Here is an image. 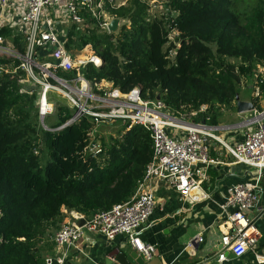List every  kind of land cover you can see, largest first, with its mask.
<instances>
[{
  "label": "trees",
  "instance_id": "16d2710c",
  "mask_svg": "<svg viewBox=\"0 0 264 264\" xmlns=\"http://www.w3.org/2000/svg\"><path fill=\"white\" fill-rule=\"evenodd\" d=\"M162 5V14L153 16L142 0L120 7L106 0L105 12L125 22L116 41L113 33L99 31L103 18L81 11L93 28L71 25L66 47L80 51L91 45L103 62L100 68L88 65L84 77L106 81L123 93L139 87L144 98H160L174 114L232 107L243 84L255 80L260 95L253 103L262 112L264 0H165ZM14 33L11 27L0 30L23 52L21 37ZM173 33L177 36L170 41ZM0 64L20 66L8 59ZM24 77L22 71L0 77V264H46L50 227L64 211L88 219L128 202L153 158L151 134L143 127H125L118 138L100 145L97 158L87 151L89 134L96 129L91 118L61 131L39 132L33 118L38 109L30 94H22ZM57 98L50 94V101H58V125L52 129L76 113ZM41 141L52 158L44 168Z\"/></svg>",
  "mask_w": 264,
  "mask_h": 264
},
{
  "label": "built area",
  "instance_id": "2783aa9c",
  "mask_svg": "<svg viewBox=\"0 0 264 264\" xmlns=\"http://www.w3.org/2000/svg\"><path fill=\"white\" fill-rule=\"evenodd\" d=\"M110 3L114 6L113 0ZM105 6V0H0V30L12 27L22 36L24 44L21 52L14 43L0 35V59L20 62L17 68L0 64V77L14 76L22 71L28 78L27 82L35 83L40 89L38 110L42 123L55 113L50 94H63L76 107V113L69 122L56 129L44 126L46 131H61L88 117L95 128L116 122H121L126 130L143 127L150 132L152 139L153 158L136 194L110 211L83 220V225L64 224L53 237L54 245L62 253L46 258V264H66L71 250L77 249L79 242L89 233L100 234L109 242L125 235L136 253L145 261L153 260L156 247L141 239V235L150 228V219L157 207L152 185L164 181L179 193L181 200L194 199L208 179L210 167L218 164L210 155L212 141L221 144L237 163L255 169L258 179L254 185L237 184L228 190L221 206L227 231L219 239L217 261L222 264L230 254L241 258L251 252L258 264H264V256L255 250L262 235L254 219L248 216L249 211L257 208L260 181L264 175V116L261 112L256 113L252 120L256 128L246 133L243 142L230 145L223 142L216 129L207 122L183 123L172 116L161 99L144 98L139 87L123 93L112 85L104 88L88 81L82 71L91 64L101 67V58L93 51L83 56L69 51L67 37L58 34L57 20L61 24L64 20L67 23L66 19L70 17V24L80 28L85 23L79 15L81 11L88 10L95 18L101 19ZM5 19L10 22H5ZM113 20H105L101 26L110 32ZM176 36V33L170 34L169 40L174 41ZM73 72L77 75L74 78L59 76V73ZM20 83L23 84L24 80ZM22 94L25 93L22 91ZM170 129L185 131L187 136L172 137L168 133ZM87 151L95 158L101 154L96 141H89ZM204 243L205 236L200 234L187 247L197 250Z\"/></svg>",
  "mask_w": 264,
  "mask_h": 264
},
{
  "label": "crops",
  "instance_id": "0c3cea01",
  "mask_svg": "<svg viewBox=\"0 0 264 264\" xmlns=\"http://www.w3.org/2000/svg\"><path fill=\"white\" fill-rule=\"evenodd\" d=\"M100 85L104 88L110 86L106 82ZM259 95L260 87L252 80L243 84L239 97L240 101L254 105L253 98H258ZM258 104L264 111V98L260 99ZM207 112L208 106L191 113H170L185 124L207 122L210 127L216 129L217 136L230 145L243 142L246 133L256 128L252 120L256 113H259L255 107L253 112L240 114L236 101L232 107L217 106L210 113ZM208 119L210 120L206 121ZM168 133L177 138L187 136V132L174 129L168 130ZM210 155L218 164L210 167L208 179L194 199L181 200L179 193L164 181L153 183L157 207L150 219V228L141 235V239L146 244L154 245L156 252L151 261H145L137 253L142 257L143 264H221L217 261L218 242L221 235L227 231L221 206L225 203L230 188L237 184L254 185L258 179L255 169L237 163L226 149L215 141L211 142ZM259 193L257 208L249 211L248 216L254 219L261 232L262 238L255 250L264 256V175L260 181ZM83 220L86 218L79 213L64 211L62 218L50 227L49 240L46 239L48 247L44 251L45 258L56 257L62 253L61 249L54 245L55 233L64 224L80 225ZM200 234L205 236L202 247L197 250L188 248L187 244ZM133 253L136 252L125 235L109 242L100 234L89 233L79 242L77 249L71 250L66 264H132L127 262V258ZM222 264L258 263L254 254L248 252L241 258L230 254L228 260Z\"/></svg>",
  "mask_w": 264,
  "mask_h": 264
},
{
  "label": "rangeland",
  "instance_id": "374dc122",
  "mask_svg": "<svg viewBox=\"0 0 264 264\" xmlns=\"http://www.w3.org/2000/svg\"><path fill=\"white\" fill-rule=\"evenodd\" d=\"M130 0H113V3H114V7H120V6H124L126 5ZM165 0H142L143 3H145L146 5L149 6V9H150V14L151 15H158V14H162V4ZM105 4H106V0H105ZM103 20L101 22V24L106 20V21H110L112 20L113 18L107 14L105 12V14L102 15ZM59 22V25H58V34L62 37H67L68 35V28L70 26V22H71V18H67V23L64 22V23H60V20H57ZM5 22H10V21H7L5 19ZM6 24H9V23H6ZM101 24L99 25V28H100V32L101 33H105V29L103 27H101ZM125 24L124 21H119V24L117 26V29L115 32H113V35H114V41L117 40L118 36H119V33H120V30L122 28V26ZM82 27V30H87L86 28H93V26L89 23H85L84 25L81 26ZM9 40H12V38H9ZM72 52L77 54V55H80V56H83V55H89L90 52H92L91 49H87V46L83 49V51H78L76 49H72ZM12 66V65H11ZM28 81V78L27 76L25 75L24 77V83L25 84L23 86V92L26 93V94H30L31 98H33V102H34V109L35 111L38 109V98L39 97H36V95H33V94H37L39 95L40 94V89L35 85V83L33 82H27ZM33 90L31 93L29 91ZM33 95V96H32ZM53 95H56L58 96L59 99H61L62 101L65 102V104H68L70 106L71 109H74L76 111V107L72 105V103L70 102V100L63 94H59V93H53ZM57 98V99H58ZM54 102V107L56 106V103L58 101H55V99L53 100ZM33 115V113H32ZM39 110H38V114H37V111L36 113H34L33 115V118L35 119V122H36V125H37V130L39 132H41V129L42 130H45L46 129L44 128V126L48 127V128H52L53 126H56L58 125V115L56 113V109H55V113L48 117L47 120L42 123V121L40 120L39 118ZM35 125V124H34ZM125 128V126L121 123V122H116L114 124H111V125H99L96 127V129L94 131H92L90 134H89V137H88V141H96L98 145H102L103 143H108L111 141V139H116L119 137V132L123 131V129ZM41 134V133H40ZM104 145V144H103ZM38 152L40 154L41 152V166L44 168L47 166V164L52 160L51 158V153L49 151V149H46L44 148V143L41 141V146H40V149H38Z\"/></svg>",
  "mask_w": 264,
  "mask_h": 264
},
{
  "label": "water",
  "instance_id": "95a60500",
  "mask_svg": "<svg viewBox=\"0 0 264 264\" xmlns=\"http://www.w3.org/2000/svg\"><path fill=\"white\" fill-rule=\"evenodd\" d=\"M118 24H119V20H113L109 26L110 31L115 32ZM158 99H160V98H158ZM236 102H237V108H238V111L240 114H245V113L255 111V106L252 103L240 101L239 96H237ZM261 115L264 116V111L262 112ZM83 224H84V222L81 223V225H83ZM127 262L132 263V264L133 263H137V264H143L144 263L142 260V257H140L137 253L131 254V256H129L127 258Z\"/></svg>",
  "mask_w": 264,
  "mask_h": 264
},
{
  "label": "clouds",
  "instance_id": "9594fccd",
  "mask_svg": "<svg viewBox=\"0 0 264 264\" xmlns=\"http://www.w3.org/2000/svg\"><path fill=\"white\" fill-rule=\"evenodd\" d=\"M100 20V19H99ZM71 25H73V24H70V26ZM84 25V24H83ZM69 26V27H70ZM82 26V25H81ZM102 27V26H101ZM12 28V27H11ZM79 27L77 26V30H80L82 27H80L79 29H78ZM15 30V29H14ZM106 30V29H105ZM70 31V29L68 28V32ZM107 31V30H106ZM109 33H113L112 31H110ZM14 35H18V36H20L21 37V41H22V45H23V47H24V44H23V38H22V36L15 30V33H14ZM2 36V35H1ZM4 37V36H3ZM5 38H7L8 40H9V38L8 37H5ZM67 42H68V35H67ZM10 42H12V43H14V40L12 39V40H9ZM15 45V44H14ZM16 46V45H15ZM66 46H67V44H66ZM89 46H91V45H87V48L89 47ZM18 49V48H17ZM91 50L94 52V50H93V47L91 46ZM70 51V50H69ZM80 51H83V49L82 50H80ZM96 54V53H95ZM97 55V54H96ZM98 56V55H97ZM102 60V59H101ZM103 63V62H102ZM94 66V65H93ZM102 66V65H101ZM100 68V67H99ZM89 81V80H88ZM90 82H92V83H95V82H93V81H90ZM102 82H106V81H102ZM101 82V83H102ZM101 83H97V84H101ZM106 83H108V82H106ZM110 84V83H109ZM110 85H112V84H110ZM262 113V112H261Z\"/></svg>",
  "mask_w": 264,
  "mask_h": 264
}]
</instances>
